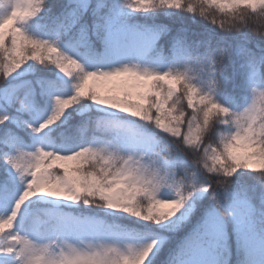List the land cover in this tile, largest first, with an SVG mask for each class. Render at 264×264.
Returning <instances> with one entry per match:
<instances>
[{"label":"snow or ice","instance_id":"snow-or-ice-1","mask_svg":"<svg viewBox=\"0 0 264 264\" xmlns=\"http://www.w3.org/2000/svg\"><path fill=\"white\" fill-rule=\"evenodd\" d=\"M0 264H264V0H0Z\"/></svg>","mask_w":264,"mask_h":264}]
</instances>
